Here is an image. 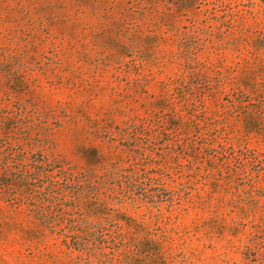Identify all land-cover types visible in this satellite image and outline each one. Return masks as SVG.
Wrapping results in <instances>:
<instances>
[{
	"label": "rangeland",
	"instance_id": "374dc122",
	"mask_svg": "<svg viewBox=\"0 0 264 264\" xmlns=\"http://www.w3.org/2000/svg\"><path fill=\"white\" fill-rule=\"evenodd\" d=\"M0 126V264H264V0H0Z\"/></svg>",
	"mask_w": 264,
	"mask_h": 264
},
{
	"label": "trees",
	"instance_id": "16d2710c",
	"mask_svg": "<svg viewBox=\"0 0 264 264\" xmlns=\"http://www.w3.org/2000/svg\"><path fill=\"white\" fill-rule=\"evenodd\" d=\"M3 127L0 126V156L5 154L4 159L0 160V167L5 171H10L13 168L19 169V177L26 181L35 179L37 173L47 170L51 171L46 163V158L40 154H30L21 145L8 142V137L3 136L1 132ZM26 159H30L31 163L24 162ZM9 161L13 162V165L7 164ZM48 166V167H47Z\"/></svg>",
	"mask_w": 264,
	"mask_h": 264
}]
</instances>
